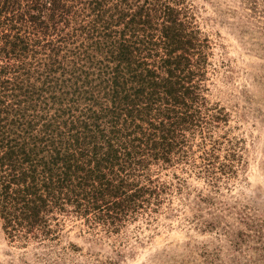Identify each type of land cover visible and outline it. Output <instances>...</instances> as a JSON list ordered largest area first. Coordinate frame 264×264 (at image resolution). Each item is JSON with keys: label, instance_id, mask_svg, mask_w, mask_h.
I'll return each mask as SVG.
<instances>
[{"label": "trees", "instance_id": "16d2710c", "mask_svg": "<svg viewBox=\"0 0 264 264\" xmlns=\"http://www.w3.org/2000/svg\"><path fill=\"white\" fill-rule=\"evenodd\" d=\"M247 2L264 15V0ZM184 3L0 0L7 238L53 240L66 215L116 233L158 211L165 189L153 171L199 167L188 136L225 115L205 108L209 41ZM217 144L198 156L214 182L227 168Z\"/></svg>", "mask_w": 264, "mask_h": 264}, {"label": "rangeland", "instance_id": "374dc122", "mask_svg": "<svg viewBox=\"0 0 264 264\" xmlns=\"http://www.w3.org/2000/svg\"><path fill=\"white\" fill-rule=\"evenodd\" d=\"M209 41L205 108L225 115L189 135L198 168L153 171L164 185L157 212L116 233L60 216L53 240L7 238L0 264H264V15L247 0H185ZM204 113V108L202 110ZM218 143L216 181L198 174L200 152ZM228 159V160H227ZM218 166V163L215 162Z\"/></svg>", "mask_w": 264, "mask_h": 264}]
</instances>
